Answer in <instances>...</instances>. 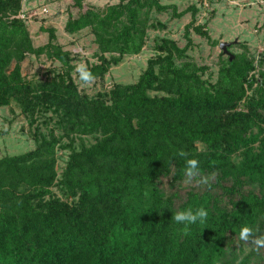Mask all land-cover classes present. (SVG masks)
<instances>
[{
	"label": "trees",
	"instance_id": "1",
	"mask_svg": "<svg viewBox=\"0 0 264 264\" xmlns=\"http://www.w3.org/2000/svg\"><path fill=\"white\" fill-rule=\"evenodd\" d=\"M83 1L73 0L79 11L64 30L91 28L95 78L139 53L149 28L163 26L148 23L152 9L175 17L190 11L187 41L161 37L136 82L89 96L73 81L71 56L53 42V28L34 47L17 17L21 0H0V106L15 98L30 124L35 109L55 116L47 135L33 133V149L0 157V264H264V249L238 240L245 224L264 235V68L256 77L254 59L236 53L220 58L214 81L204 77L208 67L187 54L190 30L211 39L195 24L194 5L177 11L160 0ZM26 53L47 54L66 70L27 81ZM76 136L94 140L75 148ZM58 148L69 152L60 172ZM179 150L199 160L202 175L215 174L210 186L183 185ZM201 206L207 220L185 235L173 213Z\"/></svg>",
	"mask_w": 264,
	"mask_h": 264
},
{
	"label": "rangeland",
	"instance_id": "2",
	"mask_svg": "<svg viewBox=\"0 0 264 264\" xmlns=\"http://www.w3.org/2000/svg\"><path fill=\"white\" fill-rule=\"evenodd\" d=\"M118 0H84V6H105ZM162 4H175L177 11L190 5L197 8L195 24L203 25L210 40L190 30L192 47L187 51L189 58L197 65H206L208 69L204 77L214 81L217 75L219 60L228 56L219 48L221 41H231L228 50L231 54L245 53L254 59L255 69L251 72L258 77V70L264 68V0H160ZM73 0H21V8L17 17L22 19L29 30L34 47L41 46L48 41V28H53L55 39L53 42L71 56L70 75L78 89L87 95L107 93L115 83H134L145 69L147 59L153 57L157 51L155 43L161 37L174 39L179 46H184L187 39L184 36L185 25L191 20V12L181 17H175L171 9L149 12L148 23L160 22L163 26L149 28L143 48L137 54H124L116 65H111L103 77H96L90 86H82L75 72L78 62L87 66L97 63L98 48L94 42V35L90 27L74 33L64 30V24L69 15L76 16L78 8L72 6ZM214 41V42H212ZM222 52V53H221ZM117 53H105L107 58ZM66 67L47 54L34 55L26 53L21 62L22 76L31 82H41L52 79L63 73ZM154 94L155 92H150ZM24 105L15 98L0 106V157L14 155L33 149L36 142L33 133L39 131L47 135L52 128L55 116L50 111L35 109L34 120L30 124L29 116L23 111ZM48 121V124H47ZM47 124V125H46ZM58 134L59 131L55 130ZM92 136H76L73 146L77 148L80 142L92 143ZM65 141V139H64ZM68 149H57V170L60 172L67 160ZM54 195L62 196L56 186L51 188Z\"/></svg>",
	"mask_w": 264,
	"mask_h": 264
},
{
	"label": "clouds",
	"instance_id": "3",
	"mask_svg": "<svg viewBox=\"0 0 264 264\" xmlns=\"http://www.w3.org/2000/svg\"><path fill=\"white\" fill-rule=\"evenodd\" d=\"M74 70L78 74V79L82 86L86 87L94 83L95 76L85 63L78 62ZM176 155L183 158L185 161L183 168V185L188 187L210 186L211 182L215 180V174L211 176L201 174L199 160L196 158H189V153L179 150ZM208 215L207 209L202 206L195 209L188 207L173 213L172 220L176 224L185 225L184 234L187 235L189 231L188 226L198 222L200 224L205 223ZM258 231V229H253L246 224L242 225L239 229L238 240L258 252L260 249H264V235H258Z\"/></svg>",
	"mask_w": 264,
	"mask_h": 264
},
{
	"label": "water",
	"instance_id": "4",
	"mask_svg": "<svg viewBox=\"0 0 264 264\" xmlns=\"http://www.w3.org/2000/svg\"><path fill=\"white\" fill-rule=\"evenodd\" d=\"M231 43V41H221L219 43V48L222 50L223 53L229 55L230 59L233 57V55L228 50V47L231 45Z\"/></svg>",
	"mask_w": 264,
	"mask_h": 264
}]
</instances>
